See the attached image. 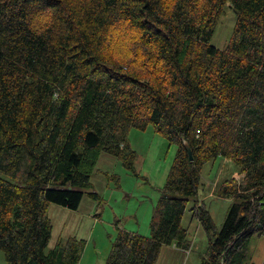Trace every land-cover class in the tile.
Instances as JSON below:
<instances>
[{
    "label": "trees",
    "instance_id": "trees-1",
    "mask_svg": "<svg viewBox=\"0 0 264 264\" xmlns=\"http://www.w3.org/2000/svg\"><path fill=\"white\" fill-rule=\"evenodd\" d=\"M227 3L236 18L217 48ZM148 125L175 147L150 234L116 221L104 264H156L164 246L187 249V211L208 236L199 264H246L251 238L264 236V0H0L6 263L77 264L76 236L46 250L49 204L77 210L84 194L100 203L98 156L135 174L128 134ZM218 157L243 175L215 189L233 200L219 229L197 199L202 169Z\"/></svg>",
    "mask_w": 264,
    "mask_h": 264
},
{
    "label": "rangeland",
    "instance_id": "rangeland-1",
    "mask_svg": "<svg viewBox=\"0 0 264 264\" xmlns=\"http://www.w3.org/2000/svg\"><path fill=\"white\" fill-rule=\"evenodd\" d=\"M230 4L224 6L223 14L217 20L210 44L217 48L226 46L235 15ZM128 140L137 156L134 162L135 174L127 172L122 164L111 155L102 152L97 159L91 175L92 189L101 196V202L89 199L84 194L78 209L64 208L58 204H49L47 215L51 220L52 232L48 246L55 242L76 236L84 240V248L77 264H104L111 240L116 228L115 222L129 232L135 231L142 236L150 234L149 222L152 207L158 197V189L163 185L169 166L173 160L175 147L169 145L162 135L155 133L148 125L138 131L131 129ZM106 174L118 176V184L106 177ZM242 181L243 175L227 158L218 157L205 164L201 173V186L197 199L204 202L216 228H220L228 208L233 204L230 197H216L215 189L223 179ZM191 204V202H190ZM183 225L188 227L187 252L179 253L174 244L169 249L162 248L156 264H199L201 256L207 250V237L200 224L187 211ZM264 237V236H261ZM258 241L253 236L249 244V264L252 246ZM0 264H7L0 250Z\"/></svg>",
    "mask_w": 264,
    "mask_h": 264
},
{
    "label": "crops",
    "instance_id": "crops-1",
    "mask_svg": "<svg viewBox=\"0 0 264 264\" xmlns=\"http://www.w3.org/2000/svg\"><path fill=\"white\" fill-rule=\"evenodd\" d=\"M252 250L250 252H252V255H251V258H250V261H249V264H262V261L264 259V237H260L258 238V241L256 243L255 246H252ZM176 249L175 250H178L176 252H179V253H183V252H187L186 249H180L178 247H175ZM169 249V247L167 246H164V248L162 249L163 250H167Z\"/></svg>",
    "mask_w": 264,
    "mask_h": 264
},
{
    "label": "water",
    "instance_id": "water-1",
    "mask_svg": "<svg viewBox=\"0 0 264 264\" xmlns=\"http://www.w3.org/2000/svg\"><path fill=\"white\" fill-rule=\"evenodd\" d=\"M185 147H187L186 150H187V152H188V157H189V159L191 160L192 157H191V153H190V150H189L190 147H188L187 144H185Z\"/></svg>",
    "mask_w": 264,
    "mask_h": 264
}]
</instances>
